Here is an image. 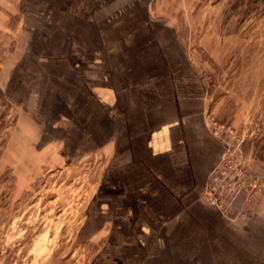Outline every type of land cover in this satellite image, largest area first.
Masks as SVG:
<instances>
[{
	"label": "crops",
	"instance_id": "obj_1",
	"mask_svg": "<svg viewBox=\"0 0 264 264\" xmlns=\"http://www.w3.org/2000/svg\"><path fill=\"white\" fill-rule=\"evenodd\" d=\"M8 2L0 18L22 11L30 37L7 91L35 98L70 147H112L99 206L118 264H264V218L228 223L200 194L222 142L170 26L133 0Z\"/></svg>",
	"mask_w": 264,
	"mask_h": 264
},
{
	"label": "rangeland",
	"instance_id": "obj_2",
	"mask_svg": "<svg viewBox=\"0 0 264 264\" xmlns=\"http://www.w3.org/2000/svg\"><path fill=\"white\" fill-rule=\"evenodd\" d=\"M134 2L150 6L145 20L176 33L204 88L208 133L222 142L214 127L232 130L263 180L248 217L264 218V0ZM8 13L0 18V264H118L115 220L99 206L112 147H70L61 129L38 120L35 98L7 91L30 37L23 12Z\"/></svg>",
	"mask_w": 264,
	"mask_h": 264
},
{
	"label": "built area",
	"instance_id": "obj_3",
	"mask_svg": "<svg viewBox=\"0 0 264 264\" xmlns=\"http://www.w3.org/2000/svg\"><path fill=\"white\" fill-rule=\"evenodd\" d=\"M214 128L225 147L200 194L220 210L228 223H233L249 216V206L262 189L263 180L256 173L251 158L244 153L241 142H231L232 130L218 133V128Z\"/></svg>",
	"mask_w": 264,
	"mask_h": 264
}]
</instances>
